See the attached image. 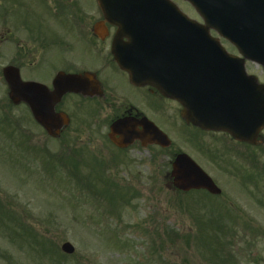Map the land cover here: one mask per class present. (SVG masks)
I'll list each match as a JSON object with an SVG mask.
<instances>
[{
    "label": "rangeland",
    "instance_id": "obj_1",
    "mask_svg": "<svg viewBox=\"0 0 264 264\" xmlns=\"http://www.w3.org/2000/svg\"><path fill=\"white\" fill-rule=\"evenodd\" d=\"M14 1L0 0L4 37L7 30L18 31L17 18L11 15L43 13L39 0ZM176 1L193 17L188 5ZM21 38L28 40L23 34ZM18 39L16 34L12 42L5 40V64L14 59ZM227 46L234 53L235 49ZM246 68L262 80L259 66L246 63ZM4 89L0 86V96ZM4 103L7 105L5 99ZM100 115L91 119L81 116L80 125L71 122L64 137V143L71 144L65 165L54 146L48 164L41 151L44 143L30 144L24 152L20 148L21 155L14 145L0 143V264H264L263 167L255 203L241 193L237 175L218 171L223 163L210 154V143H204L206 147L195 143L190 133L165 122L162 126H167L172 149L163 152L161 161L153 163L143 154L145 161L133 155L129 163L118 157V151L101 144L99 124L102 126L103 120L109 124L113 117L107 111ZM259 148L257 154L264 156V148ZM178 151L189 154L219 181L220 197L204 192L180 195L167 187L163 177L169 170L168 159ZM108 156L112 165L118 164L110 169L125 180L120 188L115 180L106 181L110 173L104 169L109 164L101 157ZM17 158L30 164L24 176ZM236 161L232 159V165ZM120 162L124 166H119ZM64 242L74 247V253L60 251Z\"/></svg>",
    "mask_w": 264,
    "mask_h": 264
},
{
    "label": "flooded vegetation",
    "instance_id": "obj_2",
    "mask_svg": "<svg viewBox=\"0 0 264 264\" xmlns=\"http://www.w3.org/2000/svg\"><path fill=\"white\" fill-rule=\"evenodd\" d=\"M0 86L5 88L3 70L6 66L18 70L22 82L39 83L45 90H31L25 98L34 96L35 113L32 107L24 100H20L13 107L4 103V94L0 96V136H3V126L6 113L14 116L15 135L19 138L20 133L40 132L39 126L33 121V113L40 114V110L46 109V95L53 104L54 113L58 116L81 117L89 119L101 116L102 111L112 114L109 124H99L98 134L104 137L110 124L118 119L132 118L137 122L142 117H149L157 125L165 122L168 126H174L179 113L178 105L165 100L149 87H135L128 81L127 75L121 72L115 65L110 55L112 35L115 28L107 27V34L100 40L102 32L95 29L97 23L102 21L101 17L94 19L79 12H69L55 15H11L17 18L18 31L7 30L6 36L4 26V5L0 4ZM99 17V16H97ZM105 27V25H103ZM27 36L28 40L20 39V35ZM19 36L17 47H15L14 59L4 63V42H12ZM12 35L11 37H9ZM21 48V49H20ZM24 48V49H22ZM24 51V52H23ZM41 69H44L41 71ZM76 76L80 78L76 84L68 85L66 94L58 98L60 89L54 88V79L59 75ZM77 91V92H76ZM98 115V116H97ZM22 118V122H21ZM82 122V120H80ZM61 122H59L60 125ZM66 128H62L56 135L60 141ZM136 131L142 128L136 126ZM100 132V133H99ZM122 134V131L119 132ZM53 142L51 138H48ZM259 141H261L259 137ZM104 146L118 152L119 158L129 161L135 155L136 160H141L143 154H147L153 161L155 158L161 161L164 158L163 150L156 154L153 146L143 147L138 141H134L127 148H118L112 142H101ZM246 146V145H244ZM149 151H152L150 154ZM114 153H111V155ZM112 164L111 157H106Z\"/></svg>",
    "mask_w": 264,
    "mask_h": 264
},
{
    "label": "water",
    "instance_id": "obj_3",
    "mask_svg": "<svg viewBox=\"0 0 264 264\" xmlns=\"http://www.w3.org/2000/svg\"><path fill=\"white\" fill-rule=\"evenodd\" d=\"M106 1L98 0L100 8L105 14L112 16V21L124 31H131L130 23L136 22L137 15L156 13V5L159 4L158 0H153L154 3H149L150 0ZM188 1L203 16L207 26L210 24L221 36L235 45L244 58L259 62L264 69V0ZM145 6L150 7L151 10L145 11L143 9ZM164 13L178 19L181 18L176 11L166 4L164 5ZM192 31L197 37L193 39L189 37L184 43L182 33L174 31L173 33L178 34L176 37L181 41H172V51L165 55L162 53V58L163 56L170 57L171 62L173 60L177 63V58L174 56L177 51L174 49H181L182 61L180 66L193 73L191 79L193 89L186 84H171L160 76L161 74H153L152 76L164 78V81L159 83L163 93L175 97L185 107L184 117L187 120L206 129L227 131L239 140L254 142L258 131L264 128V86H258L253 82L243 83L244 86L239 88L240 93L235 95V98L240 101L239 108L229 106L234 115L227 114L224 110L218 116L213 115L216 106L231 103L230 99L225 98L228 80H224L223 67H231L237 71L238 77H241V66L236 59L227 56L215 43V40L206 39L204 27L195 26ZM190 40H194V42L191 44ZM203 42H207L208 49L203 46ZM183 45L190 46L183 49ZM209 65L213 69L212 75L201 76V72L205 73L204 69ZM9 83L12 87V82ZM122 123L124 122H120V125ZM149 125L152 128L148 134L150 140L155 139L159 143L160 140H164V146H168L169 142L166 137L151 124ZM114 127L117 128L118 124L115 123ZM134 136V133H130L129 130L125 132L123 138L129 142ZM126 142L125 144H127ZM161 143L163 144V142ZM170 176L173 179V185L181 191L203 189L211 194H219L220 192L211 179L184 154L178 155L174 160ZM62 250L69 254L73 252V248L69 244H64Z\"/></svg>",
    "mask_w": 264,
    "mask_h": 264
}]
</instances>
